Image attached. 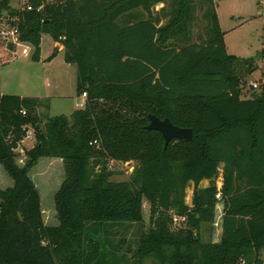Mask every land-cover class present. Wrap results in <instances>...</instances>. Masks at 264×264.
I'll return each instance as SVG.
<instances>
[{"label": "trees", "instance_id": "trees-1", "mask_svg": "<svg viewBox=\"0 0 264 264\" xmlns=\"http://www.w3.org/2000/svg\"><path fill=\"white\" fill-rule=\"evenodd\" d=\"M10 1L0 0V14L18 19L32 60L49 35L76 66L86 99L70 116L43 121L36 98L0 94V165L13 181L0 189V264H102L109 254L90 228L142 224L144 202L150 228L134 259L113 255L109 264H263L264 87L241 97L254 69L227 54L213 0H30L31 10ZM149 114L190 128L192 139L164 148L146 129ZM29 129L35 143L20 165L16 150ZM42 157L64 168L56 226L44 223L28 176ZM107 160L134 166L126 180L110 181ZM220 203V240L202 242L201 226L215 222ZM168 212L184 217L181 235L164 229Z\"/></svg>", "mask_w": 264, "mask_h": 264}, {"label": "rangeland", "instance_id": "rangeland-1", "mask_svg": "<svg viewBox=\"0 0 264 264\" xmlns=\"http://www.w3.org/2000/svg\"><path fill=\"white\" fill-rule=\"evenodd\" d=\"M221 31L224 33V44L227 54L239 60H247L253 71L246 75V85L241 89L242 98H251L259 94L264 87V0H213ZM10 7L20 10L22 0H11ZM161 5H156L159 9ZM4 16L8 13L4 12ZM27 49V54L22 49ZM17 47L0 38V92L6 95H18L36 98L39 102L37 113L44 121L52 116H70L74 110H79L82 99L77 95L76 76L77 69L74 64L70 67L64 62V54L58 53L53 40L47 34L41 37V60L35 62L31 56L33 48L25 44ZM55 54L52 58L51 55ZM257 88H252V84ZM85 104V102H84ZM30 139L23 144L30 148L35 143L33 132L29 129ZM22 148V147H21ZM24 149V148H23ZM19 151V150H18ZM18 153L17 163L23 165V152ZM134 166L133 162L121 163L107 160L106 169L112 172L110 181H124ZM219 174L216 178L218 188L222 184V165L219 166ZM98 167H95V171ZM28 176L38 189L43 220L47 226H56V210L54 206V194L64 178V168L61 159L42 157L28 172ZM12 179L6 174L0 165V189L12 186ZM208 186V181H201L199 187ZM193 184L184 190L183 201L190 205ZM222 204L216 207V219L213 224H203L200 230L202 242H219L221 237L220 216ZM144 222L142 224L105 225L90 228V236L99 243L100 250L109 255L100 257L102 264H109L113 255L120 256L125 263L124 256L134 259V253L139 246L140 239L146 236L149 228V206L143 205ZM166 220V216L161 217ZM164 229L170 235H181L185 231L183 221L173 212H168ZM260 257L264 264V250ZM127 264H133L128 262ZM145 264H152L145 260Z\"/></svg>", "mask_w": 264, "mask_h": 264}, {"label": "water", "instance_id": "water-1", "mask_svg": "<svg viewBox=\"0 0 264 264\" xmlns=\"http://www.w3.org/2000/svg\"><path fill=\"white\" fill-rule=\"evenodd\" d=\"M147 130L157 131L164 139V148L171 141H190L192 139V130L190 128H181L173 125L169 119H159L153 114L148 115Z\"/></svg>", "mask_w": 264, "mask_h": 264}, {"label": "built area", "instance_id": "built-area-1", "mask_svg": "<svg viewBox=\"0 0 264 264\" xmlns=\"http://www.w3.org/2000/svg\"><path fill=\"white\" fill-rule=\"evenodd\" d=\"M31 10L32 6L30 4V0H22V7L21 10ZM39 10V8L37 9ZM0 14V38L4 41L9 42L10 44H13L17 47H23L25 43H22L19 41V31H18V19L17 18H11L8 15L4 16ZM27 49L23 47L22 53L24 55L27 54ZM252 88H257L258 86L256 84L251 85ZM82 97L86 98V93H82ZM180 221H184V217H179Z\"/></svg>", "mask_w": 264, "mask_h": 264}, {"label": "crops", "instance_id": "crops-1", "mask_svg": "<svg viewBox=\"0 0 264 264\" xmlns=\"http://www.w3.org/2000/svg\"><path fill=\"white\" fill-rule=\"evenodd\" d=\"M54 45H55V47H57V51H58V53L56 54V56H55V58L59 55V53H62L63 52V47L61 46V45H59V44H57V43H54ZM40 60H41V56H40ZM66 64V66H71L72 64H67V63H65ZM0 94H2L1 92H0ZM21 97H23V96H21ZM80 98L82 99V104H80V105H84V102H85V99L86 98H84V97H82V96H80ZM83 108V106H81L80 107V109H82ZM75 111V110H74ZM30 133V131H28V134ZM26 139H30V136H27V138ZM26 139H24L23 141H22V143H21V146L16 150V152H23V148H25L24 146H23V144H24V142H25V140ZM22 147V148H21ZM19 150V151H18ZM13 185V184H12ZM9 187H11V186H9ZM8 188V187H7ZM45 223V222H44ZM46 224V223H45ZM264 250V249H263Z\"/></svg>", "mask_w": 264, "mask_h": 264}]
</instances>
